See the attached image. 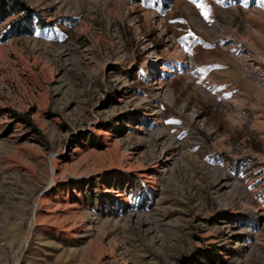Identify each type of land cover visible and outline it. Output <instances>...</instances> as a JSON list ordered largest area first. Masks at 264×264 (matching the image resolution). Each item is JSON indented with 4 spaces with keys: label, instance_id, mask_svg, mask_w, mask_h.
<instances>
[{
    "label": "rangeland",
    "instance_id": "obj_1",
    "mask_svg": "<svg viewBox=\"0 0 264 264\" xmlns=\"http://www.w3.org/2000/svg\"><path fill=\"white\" fill-rule=\"evenodd\" d=\"M24 1L0 264H264V0Z\"/></svg>",
    "mask_w": 264,
    "mask_h": 264
},
{
    "label": "trees",
    "instance_id": "obj_2",
    "mask_svg": "<svg viewBox=\"0 0 264 264\" xmlns=\"http://www.w3.org/2000/svg\"><path fill=\"white\" fill-rule=\"evenodd\" d=\"M135 1L137 3H141L143 0ZM162 1L166 2L167 0ZM12 17L16 18L7 27V37L30 34L33 29V23H35V21H37L36 23H38V26L43 27V22H40V14L31 9L24 0H0V25ZM93 141V139L90 140L92 145L94 143ZM90 185L91 184H89L88 182L87 185L84 186V189L88 191ZM90 190L93 191L92 189ZM90 199L94 204L97 201H99V204H101L102 202V199L96 200V196H90ZM202 257H204V260L209 261L211 264L218 262V259L220 258L219 254L215 251L205 252L200 254V257H195L192 264H201L200 259H202Z\"/></svg>",
    "mask_w": 264,
    "mask_h": 264
},
{
    "label": "snow or ice",
    "instance_id": "obj_3",
    "mask_svg": "<svg viewBox=\"0 0 264 264\" xmlns=\"http://www.w3.org/2000/svg\"><path fill=\"white\" fill-rule=\"evenodd\" d=\"M198 71H203V69H199ZM178 123V122H177Z\"/></svg>",
    "mask_w": 264,
    "mask_h": 264
}]
</instances>
